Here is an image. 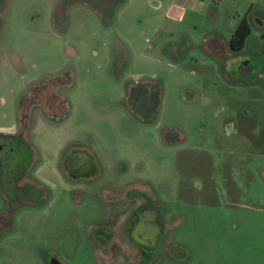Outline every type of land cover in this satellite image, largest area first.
Here are the masks:
<instances>
[{
    "label": "rangeland",
    "instance_id": "374dc122",
    "mask_svg": "<svg viewBox=\"0 0 264 264\" xmlns=\"http://www.w3.org/2000/svg\"><path fill=\"white\" fill-rule=\"evenodd\" d=\"M92 2L0 0V132L37 187L0 196V264H264V28L227 67L201 49L211 5L227 33L264 0Z\"/></svg>",
    "mask_w": 264,
    "mask_h": 264
},
{
    "label": "flooded vegetation",
    "instance_id": "af4514ba",
    "mask_svg": "<svg viewBox=\"0 0 264 264\" xmlns=\"http://www.w3.org/2000/svg\"><path fill=\"white\" fill-rule=\"evenodd\" d=\"M22 142L21 135H15L12 133H3L0 132V181H2L6 187H0V196L4 198L7 206L12 204H21L22 202L35 198V194L31 191V194L26 192L25 186L29 185L30 189L36 191L37 187L31 181L25 179L27 171L23 173L19 178L14 177V172L23 158V148L20 146ZM25 181H22L24 180ZM22 182V183H21ZM29 189V190H30ZM28 190V191H29ZM140 208H137V210ZM143 209L141 215L134 220L135 227L143 224L146 216L150 213L155 217V213L152 209H149L148 206L141 208ZM152 217L150 220V225L143 227V232L140 238L142 241L156 242L158 239V230L156 229V219ZM134 227V228H135ZM147 229V231H144ZM106 237H109V233H106ZM133 237V235H132ZM95 238L103 246V226H100L98 229ZM137 247V253L142 254L141 248L138 246L139 241H134Z\"/></svg>",
    "mask_w": 264,
    "mask_h": 264
},
{
    "label": "crops",
    "instance_id": "0c3cea01",
    "mask_svg": "<svg viewBox=\"0 0 264 264\" xmlns=\"http://www.w3.org/2000/svg\"><path fill=\"white\" fill-rule=\"evenodd\" d=\"M92 5H101L103 6V0H92ZM217 1L218 4L221 1L224 0H214ZM211 5V4H210ZM212 10H216V14L210 13L207 17V21L211 24V28L206 34V36L202 40V51L205 55H207L208 58L214 63L218 68H224L227 67L229 63H238L240 62L242 56L240 55L242 49L239 52H233L229 48V40L234 33L239 21L236 20L234 17L229 21L228 20V29L229 32H223L222 28H225L226 20L222 17L219 11H217V7H214L211 5ZM246 17L247 22L250 26V33L252 30V25L255 24V26L259 29L264 28V21L263 17L264 15L259 11L255 10L254 12L251 9H248L247 12L243 15ZM231 30V31H230ZM248 64V61H243L242 65L246 66ZM224 77L230 79L228 74L224 71ZM5 133V132H3ZM148 203L143 201V203H139L136 207L137 208H143L146 207ZM131 221L133 220V216L130 217ZM127 221V217L125 216L123 218V222L125 223ZM124 226V225H123ZM94 242L100 246V256L103 261V246L97 241L96 238L93 239ZM98 246V247H99ZM106 256V255H105Z\"/></svg>",
    "mask_w": 264,
    "mask_h": 264
},
{
    "label": "trees",
    "instance_id": "16d2710c",
    "mask_svg": "<svg viewBox=\"0 0 264 264\" xmlns=\"http://www.w3.org/2000/svg\"><path fill=\"white\" fill-rule=\"evenodd\" d=\"M249 33L250 26L247 22L246 17L243 16L229 40L228 45L231 51L239 52L243 48L244 40L249 35ZM156 98V94L153 98L152 94L150 95V92L148 93V91L142 86L137 85L132 87L130 90L129 100L134 106L139 105L144 107L148 103L151 104V100L155 101Z\"/></svg>",
    "mask_w": 264,
    "mask_h": 264
},
{
    "label": "water",
    "instance_id": "95a60500",
    "mask_svg": "<svg viewBox=\"0 0 264 264\" xmlns=\"http://www.w3.org/2000/svg\"><path fill=\"white\" fill-rule=\"evenodd\" d=\"M51 264H63V263L60 262L58 259L54 258L51 260Z\"/></svg>",
    "mask_w": 264,
    "mask_h": 264
}]
</instances>
